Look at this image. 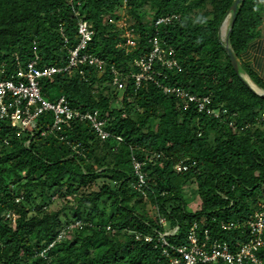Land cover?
Listing matches in <instances>:
<instances>
[{"label":"trees","instance_id":"trees-1","mask_svg":"<svg viewBox=\"0 0 264 264\" xmlns=\"http://www.w3.org/2000/svg\"><path fill=\"white\" fill-rule=\"evenodd\" d=\"M233 1L0 0L2 78L35 55L39 68L65 66L79 42L78 19L88 23L92 37L84 51L104 61L103 72L81 65L39 86L50 102L64 96L74 108L98 111L109 133L101 139L86 122L50 131L51 113L39 117L32 133L0 121V264H166L157 233L177 228L167 240L184 244L194 223L232 246L246 238L245 227L222 224L245 222L264 203V97L235 73L221 41ZM122 10L131 21L126 26ZM261 14L264 0L239 5L228 36L237 60L257 37ZM166 16L174 18L154 26ZM126 30L135 47L126 46ZM153 36L181 66L180 72L159 67L158 82L208 97L212 114L192 102L185 108L152 82L136 87L125 74L121 91L112 86L111 68L132 69ZM136 163L146 197L133 188ZM186 185H195L196 209L183 199ZM144 201L156 208L154 218L138 209ZM256 258L264 264V251Z\"/></svg>","mask_w":264,"mask_h":264},{"label":"built area","instance_id":"built-area-1","mask_svg":"<svg viewBox=\"0 0 264 264\" xmlns=\"http://www.w3.org/2000/svg\"><path fill=\"white\" fill-rule=\"evenodd\" d=\"M72 1V0H70ZM77 16V11H74ZM174 16H166L156 19L154 26L168 24ZM77 33L79 42L75 48L69 50L67 64L63 67L46 66L39 68L37 65L38 56L29 61L26 65L17 68L13 75L8 78H2L5 75V68L0 64V121H7L11 127L21 132H30L37 129L39 117L45 113H51L53 121L50 131L60 130L62 125L70 126L77 122H86L94 130L97 136L105 139L109 133L105 130L106 120L101 118L96 110L74 108L64 96L59 97L54 102L46 100L40 91L39 81L42 78H49L54 75H70L78 66H90L96 68L102 73L104 61L85 52L87 42L92 37V31L88 23L81 18L77 22ZM126 46L135 47L136 41L130 31H125ZM65 40V39H64ZM66 43V40H65ZM150 49L137 59L133 60L132 69H123L118 72L111 68L112 86L121 91L124 83L120 80L122 74L132 78L135 86L138 87L141 82L149 81L162 89L166 95H175L181 98L187 107V103L192 102L197 105L198 112L205 111L212 114L208 108L210 99L206 96L198 97L190 94L182 88L176 86H166L158 82L157 77L161 75L159 67L165 70L181 71V66L173 56V51L167 45L161 46L157 37L149 39ZM136 71H135V70ZM82 74V71L79 72ZM43 135V133H42ZM118 141L120 137H116ZM176 169L181 172L185 171V166H177ZM135 174L137 177L133 188L146 194L143 186L146 184L145 175L140 171V165L135 164ZM264 203L261 209L255 210L249 220L241 223L222 224V228L230 230L232 228L245 227L246 238L237 245H230L226 241L211 239L207 230H198L194 223L186 234L184 244L169 243L167 237L173 236L177 228L164 233H157V241L162 246V254L167 258L166 264H261L256 258L259 250L264 251ZM159 223L165 221L159 219ZM142 235L135 233V239H140ZM151 241L150 237H144Z\"/></svg>","mask_w":264,"mask_h":264},{"label":"crops","instance_id":"crops-1","mask_svg":"<svg viewBox=\"0 0 264 264\" xmlns=\"http://www.w3.org/2000/svg\"><path fill=\"white\" fill-rule=\"evenodd\" d=\"M237 61L244 73L246 72L244 68L247 67L256 79L264 83V14H261L257 37L249 44ZM247 77L254 84L248 75Z\"/></svg>","mask_w":264,"mask_h":264},{"label":"water","instance_id":"water-1","mask_svg":"<svg viewBox=\"0 0 264 264\" xmlns=\"http://www.w3.org/2000/svg\"><path fill=\"white\" fill-rule=\"evenodd\" d=\"M243 0H234L233 3L231 4L230 8L228 9L225 18L223 19L222 23H221V27L224 24L225 21H228V25H227V30L225 33V38L222 41L224 50L230 60V63L235 71V73L241 78V80L244 82V84L255 94H257L260 97H264V90L258 88L257 86H255L247 77V75L242 71V69L239 67L238 61L236 59V57L234 56L232 50L229 47L228 44V36L229 33L232 29V26L234 24L235 21V16H236V12L238 10L239 5L242 3ZM221 30V28H220ZM220 34V33H219ZM253 85V86H251Z\"/></svg>","mask_w":264,"mask_h":264},{"label":"rangeland","instance_id":"rangeland-1","mask_svg":"<svg viewBox=\"0 0 264 264\" xmlns=\"http://www.w3.org/2000/svg\"><path fill=\"white\" fill-rule=\"evenodd\" d=\"M120 15L122 16V19L119 21L121 24L126 26L128 22H131L129 21V18L125 15L124 10L120 12ZM227 25H228V21L224 25H222L221 30H220V37L222 41L225 38ZM183 197H184L183 199L185 200V202L188 203L190 208L196 209L200 204V198L195 192V185H186L183 190ZM57 207H58V203L55 202L51 208H57ZM138 209L141 210L148 219H152L157 215L156 208L147 201H144L138 207ZM164 226H165V229L169 228V224L167 222L164 224Z\"/></svg>","mask_w":264,"mask_h":264},{"label":"bare ground","instance_id":"bare-ground-1","mask_svg":"<svg viewBox=\"0 0 264 264\" xmlns=\"http://www.w3.org/2000/svg\"><path fill=\"white\" fill-rule=\"evenodd\" d=\"M226 22H227V21H225L224 24H225ZM224 24H223V25H224ZM223 28H224V27H223ZM249 80H250V79H249ZM251 86H253V85H251ZM253 87H254V86H253ZM254 88H255V87H254Z\"/></svg>","mask_w":264,"mask_h":264}]
</instances>
